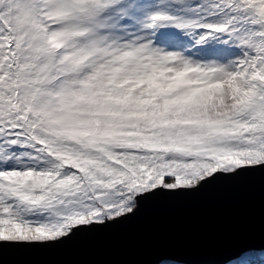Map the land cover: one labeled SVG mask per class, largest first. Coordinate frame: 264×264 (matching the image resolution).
I'll return each mask as SVG.
<instances>
[{"label":"snow or ice","instance_id":"snow-or-ice-1","mask_svg":"<svg viewBox=\"0 0 264 264\" xmlns=\"http://www.w3.org/2000/svg\"><path fill=\"white\" fill-rule=\"evenodd\" d=\"M245 191L259 226L210 258L121 264H264V0H0V264Z\"/></svg>","mask_w":264,"mask_h":264},{"label":"water","instance_id":"water-1","mask_svg":"<svg viewBox=\"0 0 264 264\" xmlns=\"http://www.w3.org/2000/svg\"><path fill=\"white\" fill-rule=\"evenodd\" d=\"M255 191L210 192L169 208H150L145 214L103 238L82 244L52 258L53 264L81 260L132 262L165 244L182 256L200 261L212 256L231 234L259 226Z\"/></svg>","mask_w":264,"mask_h":264}]
</instances>
